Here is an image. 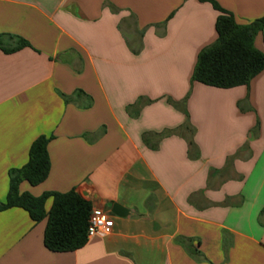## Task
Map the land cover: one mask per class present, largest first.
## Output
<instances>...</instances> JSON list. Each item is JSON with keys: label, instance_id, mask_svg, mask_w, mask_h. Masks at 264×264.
<instances>
[{"label": "crops", "instance_id": "crops-1", "mask_svg": "<svg viewBox=\"0 0 264 264\" xmlns=\"http://www.w3.org/2000/svg\"><path fill=\"white\" fill-rule=\"evenodd\" d=\"M213 1L240 25L264 15V0ZM217 15L208 0H0V203L44 136L48 176L19 192L73 190L112 220L56 253L45 219L0 210V264H264V69L232 89L191 81Z\"/></svg>", "mask_w": 264, "mask_h": 264}, {"label": "trees", "instance_id": "trees-1", "mask_svg": "<svg viewBox=\"0 0 264 264\" xmlns=\"http://www.w3.org/2000/svg\"><path fill=\"white\" fill-rule=\"evenodd\" d=\"M208 1L218 13L216 40L199 53L191 81L219 89L248 86L264 69V53L253 45L255 35L264 27V15L249 24L240 25L230 12L213 0ZM25 46L27 43L20 40L14 49ZM49 140L50 137H37L30 145L26 164L9 171L8 192L5 202L0 203V210L17 207L27 212L34 222L45 219L44 247L56 253L71 252L87 242L90 204L73 190L66 193L47 192L34 197L27 192L20 193L18 188L22 181L34 187L46 180L50 170ZM49 198L52 203L46 211L45 203Z\"/></svg>", "mask_w": 264, "mask_h": 264}, {"label": "built area", "instance_id": "built-area-1", "mask_svg": "<svg viewBox=\"0 0 264 264\" xmlns=\"http://www.w3.org/2000/svg\"><path fill=\"white\" fill-rule=\"evenodd\" d=\"M112 229V220L100 208H92L87 218V238L106 237Z\"/></svg>", "mask_w": 264, "mask_h": 264}]
</instances>
